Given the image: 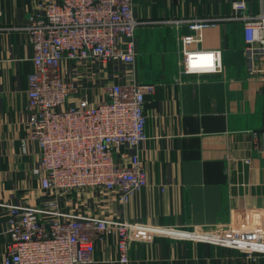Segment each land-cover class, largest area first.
<instances>
[{
  "label": "crops",
  "instance_id": "1",
  "mask_svg": "<svg viewBox=\"0 0 264 264\" xmlns=\"http://www.w3.org/2000/svg\"><path fill=\"white\" fill-rule=\"evenodd\" d=\"M36 1L0 0V264L10 240L4 204H38L43 196L29 175L37 146L27 142L22 150L33 50L26 33L13 29L27 21ZM233 1L133 0V13L142 21L135 32L134 74L121 66L117 71L155 84L144 103L148 139L138 148L148 184L125 205L105 194L88 195L84 211L196 237L231 222L264 223V73L251 72L238 21L207 27L197 43L182 38L191 31L180 20L229 16ZM247 1L257 9L256 0ZM185 48L220 50L221 71L186 73ZM88 264H264V255L253 260L204 237L173 234L133 243L122 263L115 238L108 235L96 243Z\"/></svg>",
  "mask_w": 264,
  "mask_h": 264
},
{
  "label": "built area",
  "instance_id": "2",
  "mask_svg": "<svg viewBox=\"0 0 264 264\" xmlns=\"http://www.w3.org/2000/svg\"><path fill=\"white\" fill-rule=\"evenodd\" d=\"M256 1L255 10L247 0H235L229 16L180 20L191 31L183 42H199L204 29L223 20L238 21L250 70L264 73V64L255 65L264 60V0ZM132 2L38 0L27 21L13 27L26 33L33 50L22 150L27 142L37 146L29 175L43 196L38 204H4L10 240L2 264H88L96 243L108 235L114 236L122 263L133 243L173 234L204 237L253 260L264 255V223L231 222L196 237L177 228L84 211L88 195L105 194L125 205L148 184L138 148L148 139L144 103L155 84L117 71L121 66L134 74L135 32L142 21ZM183 68L186 73L220 72V50L185 48ZM260 135L264 150V130Z\"/></svg>",
  "mask_w": 264,
  "mask_h": 264
},
{
  "label": "rangeland",
  "instance_id": "3",
  "mask_svg": "<svg viewBox=\"0 0 264 264\" xmlns=\"http://www.w3.org/2000/svg\"><path fill=\"white\" fill-rule=\"evenodd\" d=\"M79 207H81V206H79Z\"/></svg>",
  "mask_w": 264,
  "mask_h": 264
}]
</instances>
